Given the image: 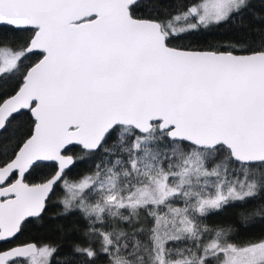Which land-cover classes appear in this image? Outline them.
<instances>
[{"label":"snow or ice","instance_id":"obj_1","mask_svg":"<svg viewBox=\"0 0 264 264\" xmlns=\"http://www.w3.org/2000/svg\"><path fill=\"white\" fill-rule=\"evenodd\" d=\"M229 208L264 226V0H0V244L70 241L0 264H264Z\"/></svg>","mask_w":264,"mask_h":264},{"label":"trees","instance_id":"obj_2","mask_svg":"<svg viewBox=\"0 0 264 264\" xmlns=\"http://www.w3.org/2000/svg\"><path fill=\"white\" fill-rule=\"evenodd\" d=\"M155 3L159 5L161 10H172L175 7L176 0H155ZM210 35L201 32V36L197 39L192 40V43L196 46H204L208 43H213L216 40H222V39H228L231 37V29L228 27H221V28H213L210 29ZM188 41H184V43H187ZM91 171V162L88 163H78L77 167L73 169V178L78 177L79 175L85 174L87 172ZM63 195L62 192H58L57 194ZM55 199V197H54ZM252 205L249 206V211L252 209ZM79 219L78 215L71 216L67 222L64 220H57L54 221V225L57 223H65L66 227L68 224H71L72 222ZM237 216H236V210L229 208L228 210H225L221 212L220 214H209V216L206 218L205 223L209 225H221V226H227L232 225L234 228L238 230L240 233L239 238H244L246 236L252 235V234H258L261 230L262 226L261 224L257 223L256 226L253 229H250L249 232H244L242 228L236 223ZM34 238H46L51 239L53 242L57 243L62 249L67 250L69 247V238L67 236H62L59 231H56L54 227L52 229L45 228L43 230H35L32 229L31 231L26 232L24 235H21L18 237V239L21 240H30Z\"/></svg>","mask_w":264,"mask_h":264},{"label":"flooded vegetation","instance_id":"obj_3","mask_svg":"<svg viewBox=\"0 0 264 264\" xmlns=\"http://www.w3.org/2000/svg\"><path fill=\"white\" fill-rule=\"evenodd\" d=\"M20 241H22V240L16 238V239H15L14 241H12L11 243H8V244H0V247H3V248L11 247V246H14L15 244L19 243Z\"/></svg>","mask_w":264,"mask_h":264},{"label":"water","instance_id":"obj_4","mask_svg":"<svg viewBox=\"0 0 264 264\" xmlns=\"http://www.w3.org/2000/svg\"><path fill=\"white\" fill-rule=\"evenodd\" d=\"M15 246V245H14Z\"/></svg>","mask_w":264,"mask_h":264}]
</instances>
